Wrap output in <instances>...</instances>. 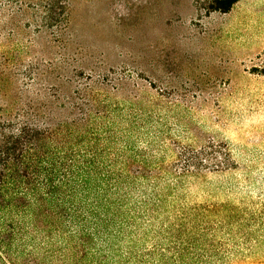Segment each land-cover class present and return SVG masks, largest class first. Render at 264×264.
Wrapping results in <instances>:
<instances>
[{
    "label": "rangeland",
    "instance_id": "obj_1",
    "mask_svg": "<svg viewBox=\"0 0 264 264\" xmlns=\"http://www.w3.org/2000/svg\"><path fill=\"white\" fill-rule=\"evenodd\" d=\"M90 79L190 170L173 198L226 264H264V0H0V107L70 102Z\"/></svg>",
    "mask_w": 264,
    "mask_h": 264
},
{
    "label": "trees",
    "instance_id": "obj_2",
    "mask_svg": "<svg viewBox=\"0 0 264 264\" xmlns=\"http://www.w3.org/2000/svg\"><path fill=\"white\" fill-rule=\"evenodd\" d=\"M56 94L0 107V264H226L137 103L92 80Z\"/></svg>",
    "mask_w": 264,
    "mask_h": 264
}]
</instances>
